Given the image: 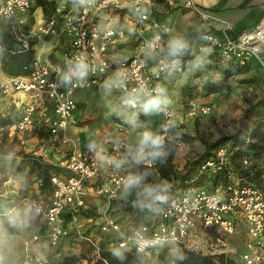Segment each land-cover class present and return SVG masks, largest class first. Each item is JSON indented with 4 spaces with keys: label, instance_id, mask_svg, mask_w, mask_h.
I'll use <instances>...</instances> for the list:
<instances>
[{
    "label": "built area",
    "instance_id": "built-area-1",
    "mask_svg": "<svg viewBox=\"0 0 264 264\" xmlns=\"http://www.w3.org/2000/svg\"><path fill=\"white\" fill-rule=\"evenodd\" d=\"M39 3L51 7V17L37 28V35L62 34L68 37V43L61 52L60 62L49 63L35 57L27 75L0 80L1 95L10 97L21 93L27 98L16 108L19 118L14 128L18 132H29L41 106L49 101L52 115L46 120V128L51 144L60 141L66 146L68 138L62 135L58 140L57 136L74 121L76 91L102 89L121 94V105L138 110L150 98L161 97L165 76H180L185 72L186 54H176L164 46L163 39L170 28L162 13L155 10L156 0H0V21L13 27L15 38L20 42V47L9 52L20 53L28 48L27 40L17 34L18 27L16 29L13 21L21 15L18 19L21 23ZM187 4L193 6L190 0ZM127 8L134 15L132 33H128L125 22L119 20L121 11ZM55 23L59 29L54 27ZM129 36L137 41L135 52L127 58H113L109 48ZM203 38L204 41L196 45L197 53L214 55L221 63H236L242 68L251 57L264 55V18L234 36L206 34ZM79 62L88 66L87 75L83 79L73 77L65 81L63 74ZM159 107L163 129L167 130L173 123L175 111L162 102ZM194 109L207 114L212 107L198 105ZM139 151L129 149L122 141L93 145L85 150L67 147L63 162L58 164L62 173L50 175L49 194L30 199L33 210L46 223V230L33 235L31 243L44 241L51 247L58 245L66 235L64 213L68 210L76 237L100 252L99 241L80 225L82 211L86 209L87 185L100 180L104 170V180L91 186L96 196L110 201L117 197L121 188H133L137 182L127 186L130 179L136 180L129 172L131 160L146 167L155 165L149 150L137 159ZM234 156L235 148L231 143L217 146L199 166L193 180L169 199L156 201L150 223L133 226L105 217L99 224V233L112 235L115 239L112 245L141 257H150L162 246L176 248L181 245L216 254L199 249L202 243H207V235L215 232L229 236L242 225L246 239L241 264H264V174L259 185L243 181L232 171ZM240 162L245 168L251 165L246 156ZM224 172L227 174L225 180L214 183L208 179L192 185L200 175L214 177ZM17 264H45V261L30 249Z\"/></svg>",
    "mask_w": 264,
    "mask_h": 264
},
{
    "label": "crops",
    "instance_id": "crops-1",
    "mask_svg": "<svg viewBox=\"0 0 264 264\" xmlns=\"http://www.w3.org/2000/svg\"><path fill=\"white\" fill-rule=\"evenodd\" d=\"M190 1L193 3V6L188 5L187 0H156L155 10L162 13L163 19L170 28L163 39L164 46L169 49H180L188 57L187 67L182 75L165 76L161 97L165 96L166 101L174 104L176 107L184 106L189 99L177 97L179 102H176L175 96L181 94V88H188L187 86H190L191 90L189 89V91L192 95L197 96L196 98L193 97L192 100L194 102L200 105L213 104V106L216 107L215 111H219L220 108L217 106L232 95L238 96L247 90L255 91L256 93H258V91L264 92V55L251 57L245 67L234 70L226 75L225 70L230 65L218 63L216 59H213V55L207 56L197 53L195 50L196 45L204 41L203 36L206 34H215L218 37L224 35L234 36L244 30L254 27L261 18H264V0ZM39 5L40 3L35 4L32 14L25 16L21 23L18 20L21 15L13 21V23L16 24V29L18 27L17 34L27 40L28 48L20 53H11L9 50H14L15 48L9 49L4 43H0L2 46L0 49L6 50L13 55L31 53L33 58L38 57L45 62L58 63L62 60L61 52L68 43V37L62 34L60 36L37 35V28L42 22L47 21L51 17V7L46 15L43 10L46 7ZM133 19L134 15L129 8L121 11L119 20L120 22H125L128 33L134 31ZM1 24L3 29L13 37L16 47H20V42L15 38L13 27L8 23L2 22ZM54 25L56 29H59L58 24L55 23ZM176 41L182 42L183 47H176ZM136 47V39L129 36L117 45L109 48V53L113 58H127L135 52ZM10 76L9 73L2 69L0 63V80H5ZM225 78L227 82L231 84V89L227 92V95H223V93L200 94V91L208 83L219 84L225 81ZM85 92L89 95L97 93H102L103 95L107 94V102L111 101L113 104H120V100L123 97L121 94L108 92L102 89L78 90L74 95L76 105L77 102L79 103L80 100H83ZM15 95L16 94L9 97L0 94V102H4L3 107L7 109L6 113L9 112L8 109L12 106L10 103L18 104L15 100ZM26 101L27 98L24 97L20 103ZM182 101L183 104H181ZM154 108L155 106L145 103L136 111L146 114L152 113V109ZM76 109L77 108H75L74 111L75 115H77ZM51 115L52 105L49 101H45L41 106L39 114H37L35 118L34 129L36 132L33 135L32 133L24 134L18 131L16 132L13 125L7 129L8 138L9 140L16 139V149L39 156L43 161L58 166V164L63 162L67 154L66 149L68 146L66 147L61 144L60 141L55 142V145L51 144L50 135L47 137L40 136L41 133L47 134V132L44 131L47 130L46 120ZM143 128H137L133 124L118 134L131 145H141L140 141L145 133ZM80 131L81 130H74L73 127H70L66 129L64 135L68 139H73ZM79 135L81 134L79 133ZM61 136L62 133L57 136V139L59 140ZM98 144L100 143L81 140L78 149L85 150L90 146ZM60 172L62 173V169ZM104 173L103 170L100 180L87 185L85 196L86 209L82 211L80 220V225L83 227L82 230L99 241L101 251L98 253L93 246L83 243L76 237L77 231L75 226L70 222L68 210L64 213L66 235L58 245L51 247L44 241L31 243L33 235L46 230L44 218L37 215L30 204V199L40 194L39 183L33 182L32 179L25 176V174L11 175L7 180L1 182L0 235L6 237L8 240L9 246L12 249L11 260L13 264H17L23 253L30 249L42 256L45 264H53L60 258L68 255L76 256L79 264H88L95 261L98 258V254L101 255L102 252H112V250L116 248L112 245L115 239L106 240L108 236L101 235L98 231L99 224L105 217H111L122 224H132L133 226L142 223H150L153 220L156 208L155 195H152L151 199L148 200L149 202L147 203H150V205L142 208L139 213L135 212L133 214L127 211L121 213L118 212V209L122 210L123 204H126L127 201L135 206L138 204L144 206V204L136 201L138 190L134 187L133 189L131 187L122 188L114 201H108L102 197L96 196L91 186L101 183L102 180H104ZM243 231L245 232V228ZM167 252L171 253V259L168 261H166ZM176 252V248L174 247L168 251H161L158 248L155 251L156 254L154 253L152 257L157 264H170L173 262Z\"/></svg>",
    "mask_w": 264,
    "mask_h": 264
},
{
    "label": "trees",
    "instance_id": "trees-1",
    "mask_svg": "<svg viewBox=\"0 0 264 264\" xmlns=\"http://www.w3.org/2000/svg\"><path fill=\"white\" fill-rule=\"evenodd\" d=\"M44 13L50 11V7L43 9ZM0 21V43H4L6 47L16 48L13 37L8 34L2 27ZM176 54L182 53L180 49H169ZM31 53L28 54H10L8 51L0 49V63L2 69L12 76L27 75L33 60ZM236 63L225 70L231 73L239 70ZM227 77V76H226ZM231 89L230 82L225 81L219 84L208 83L204 86L205 94L210 93H227ZM139 113L136 118L138 124H142L145 119V113L133 110ZM19 118V112L16 110L14 114L0 116V183L7 180L11 175L25 174L32 179L33 182L39 183L40 194L48 195L50 192V175L52 173H60L61 168L53 163L43 161L41 157L31 153H25L15 148L16 142L9 140L8 128L15 125ZM41 133V137H47L50 133ZM231 143L235 148V156L232 160V171L245 182L259 185L261 182L262 171L257 167V162L264 160V96L255 102L249 101L242 115L238 120L237 128L234 132L225 137L219 138L216 142L206 145V148L200 156L195 160L186 161L183 169L177 170L172 163V157L176 152L173 147L164 146L161 154L157 156L156 172L150 171L146 166L131 160L129 172L136 178L137 183L152 185L156 194L159 195L158 200L169 199L176 192L181 190L188 182L195 178L199 166L212 155V151L219 145ZM215 148L212 150V148ZM246 156L250 159L251 165L243 167L241 158ZM226 172L216 176L200 175L194 180L192 185H199L204 180H212L216 183L218 180L226 178ZM176 255L170 264H232V260L227 258L223 253L208 254L195 251L186 246L176 247ZM137 254L115 248L114 253H104L95 261L88 264H140ZM53 264H79L78 258L68 255L60 258Z\"/></svg>",
    "mask_w": 264,
    "mask_h": 264
},
{
    "label": "rangeland",
    "instance_id": "rangeland-1",
    "mask_svg": "<svg viewBox=\"0 0 264 264\" xmlns=\"http://www.w3.org/2000/svg\"><path fill=\"white\" fill-rule=\"evenodd\" d=\"M215 57L216 56H214L213 59H216V62L221 63ZM187 87L188 88H181V94H177V96H175L176 102H179V99L177 97H180L182 99H189L186 103L184 102V106L182 105L176 107L174 106V104L167 102L165 96L161 97L162 104L172 107L175 111V118L173 120V123L167 130L163 129L164 123L162 121L159 105H156L155 108L152 109V113H146L145 119L143 120L142 124H138L135 120L140 116L139 113L133 112V110H131L127 106H123L119 103L113 104V102L111 101L107 102V94H104L105 96L102 93L89 95L87 92H85L83 95V100H80L79 103L77 102V115L74 114V121L70 126L66 128L68 129L70 127H73L74 130H81L79 132L81 135L77 133L75 138L73 137V139H68V144H66V147L68 146V148L78 149V145L81 140H89L92 141V143L100 144L122 141L127 145L129 149H140L141 145H131L124 139H122L118 134L119 132L124 131L134 124L137 128L144 127V132H151L154 135H159L163 138V143L158 149L159 152H161L164 146L175 148L176 152L172 157V163L175 169L181 170L183 169L186 161L197 159L200 154L204 152L206 145H210L216 142L219 138L225 137L228 134L234 132L237 128L238 120L242 115L244 109L246 108L248 102H255L256 100L264 96V92L258 91V93H256L255 91L247 90L241 95H232L226 98L227 100H224L220 105L217 106L218 108H220L219 111H215L216 107H214L213 104H209L212 107L211 111L207 114H200L196 109H194L195 106H198L200 104L192 100L193 97L196 98L197 96L192 95V93L189 91V89L191 90L190 86ZM203 91L204 90L202 89L200 91V94L205 95ZM227 94L228 93H223V95ZM15 98L16 102L19 103L24 97L21 93H16ZM3 104L4 102H0V116L14 114V111L16 112L18 104L16 105L14 103H10L12 104V106L8 109V113H6L7 109H4L5 107H3ZM181 104H183V101ZM34 128L35 127H33L29 132H25L24 134L32 133L33 135L36 132ZM44 131L48 132L47 130ZM64 132L62 133V135H64ZM13 140L16 142L15 138ZM214 148L215 145L212 150ZM146 150H149L150 152L153 151L150 146H144V151ZM151 156L155 160V165L147 168L152 172H156L157 156ZM257 167L261 169L264 168V160L258 161ZM262 171H264V169H262ZM134 188L138 190L136 201L144 204V206H140L139 204L135 206L127 201L126 204H123L124 206H122V210L118 209V212L124 213L123 211H127L132 214L135 212L139 213L142 208L150 205V203L147 202H149L148 200L151 199L152 195L150 196L147 194V189H152L153 195L156 196L155 188L152 185L137 183ZM116 198L110 201H114ZM156 201L157 200L155 199V202ZM243 229V226H239L236 231L229 236L219 235L215 232H212L206 237L207 243H202L203 247L201 246V249V247L199 246V249L205 252L208 251L216 254L222 252L227 256V258L232 260V264H241V252L243 250L244 241L246 239V232H244ZM112 238L113 237L111 235L108 236L106 240ZM217 239H219L220 241H218ZM204 244L206 245V247ZM208 245L210 247H208ZM172 247L173 246H162V248L160 247L159 250L168 251ZM108 253L111 255L112 253H114V250ZM154 253L155 252H153L152 255ZM152 255H150V257L140 256L138 258L139 263L157 264L155 263L156 261H154L155 259H153ZM166 255V261L170 260L171 253L167 252Z\"/></svg>",
    "mask_w": 264,
    "mask_h": 264
},
{
    "label": "clouds",
    "instance_id": "clouds-1",
    "mask_svg": "<svg viewBox=\"0 0 264 264\" xmlns=\"http://www.w3.org/2000/svg\"><path fill=\"white\" fill-rule=\"evenodd\" d=\"M175 46L179 48V47H183V44L180 41H176ZM87 72H88V66L83 62H79L76 64L74 68H70L68 72L63 74V79L65 81H70L73 77H76L77 79H83L87 75ZM161 102L162 101H161L160 95H157L156 97L150 98L147 101V105L156 106V105H159ZM130 103H134V102L130 101ZM140 143H141V148L137 155V159H140L143 157L144 146H150L151 149H153L150 155L158 156L161 154L158 150L163 143V138L161 136L154 135L151 132H145L143 134V137ZM136 182H137L136 180L130 179L127 182V186H131L132 184ZM146 191L148 195L150 196L153 195L152 189H147ZM154 198L159 199L160 197L158 194H156ZM11 256H12V249L9 246L7 238L0 235V264H13L11 260Z\"/></svg>",
    "mask_w": 264,
    "mask_h": 264
}]
</instances>
